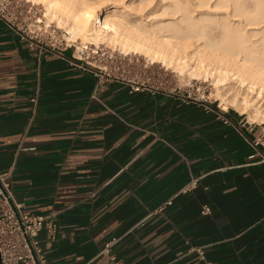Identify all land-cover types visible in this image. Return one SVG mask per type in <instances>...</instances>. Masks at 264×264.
<instances>
[{"label":"crops","instance_id":"1","mask_svg":"<svg viewBox=\"0 0 264 264\" xmlns=\"http://www.w3.org/2000/svg\"><path fill=\"white\" fill-rule=\"evenodd\" d=\"M131 87L0 19V174L46 264H264V128Z\"/></svg>","mask_w":264,"mask_h":264},{"label":"bare ground","instance_id":"2","mask_svg":"<svg viewBox=\"0 0 264 264\" xmlns=\"http://www.w3.org/2000/svg\"><path fill=\"white\" fill-rule=\"evenodd\" d=\"M30 1L42 6L47 23L65 32L76 54L87 44L118 42L123 53L163 66L177 61L183 69L188 61L192 76L199 69L211 72L222 110L230 107L264 124V0H193L195 7L224 9L218 17L217 12L194 15L188 0H171L166 7L161 4L166 18L158 20L150 18L155 12L139 15L154 0H129L122 9V0ZM247 30L260 34L257 42Z\"/></svg>","mask_w":264,"mask_h":264},{"label":"rangeland","instance_id":"3","mask_svg":"<svg viewBox=\"0 0 264 264\" xmlns=\"http://www.w3.org/2000/svg\"><path fill=\"white\" fill-rule=\"evenodd\" d=\"M21 1L25 5H27V9H29V14L24 19V23L26 25H29L30 30H36V32L38 31L39 34L43 36V40L48 44H55L57 46L66 47L68 48V50H71V52L74 53L78 58L84 57L83 55H80L81 52H90L91 49L93 51L97 50L99 56L102 53H105V59L101 60L100 62L111 67V70H114L115 66H120V74L122 75L121 78H124V80L137 82L138 84L142 85L143 88H152L157 91H171L176 95H181L186 100L204 102L215 108L221 109L220 102H218L217 100L218 95L220 94V90H218V87H216L212 82L213 80L210 75L211 72L209 73V71L199 69L197 71V75L192 76L188 69V61L187 63L185 61L186 64L184 63L183 69H181L179 65L180 62L177 61H175V63L174 61L170 63L171 66H163V64L161 63H152L143 56L123 53L119 49L120 47L118 42H115L114 44L109 43L98 46L87 44L85 48H82L81 51L76 54V50L74 47L75 44L70 43L66 40L65 32H63V30H61L55 22H46L47 19L43 17L44 10L41 5H34L30 0ZM168 2L170 3L171 0H154L148 7L143 8L139 15H147L155 12L154 15L150 17L151 19H165L166 17L164 16V12L166 10L165 7L169 4ZM188 2L193 11H195L194 15H196L197 12L201 11H204L208 14L217 12L218 17L223 16V13L225 12L224 9L215 11L209 10L207 9V7H195L196 2L193 0H188ZM212 3L213 2L211 1L210 4ZM128 4L129 0H122V3L120 2V9L126 8ZM161 4L163 6H166L162 7ZM127 10L129 11V8ZM130 13L132 12L130 11ZM39 20L40 22H38ZM130 20L134 22L136 21V17L133 16ZM247 35L252 42H257L258 37L260 36V34H258V36H254L255 33L251 30H247ZM107 56H110V58ZM86 61L90 62L94 66L100 65V63H98V61L95 62L94 59H88ZM112 74L115 75L116 73ZM263 102L264 99L261 104ZM227 110L229 112H236V110L230 107H228ZM241 116L248 120L245 115ZM248 122L264 128L263 123H255L250 120H248Z\"/></svg>","mask_w":264,"mask_h":264},{"label":"built area","instance_id":"4","mask_svg":"<svg viewBox=\"0 0 264 264\" xmlns=\"http://www.w3.org/2000/svg\"><path fill=\"white\" fill-rule=\"evenodd\" d=\"M29 14V9L21 0H0V19L5 20L9 24L19 28L21 32L29 40H35L44 43L43 36L36 30H30L29 25L24 23V19ZM51 47L57 46L50 44ZM81 58L92 71L100 75L102 78H114L118 80H124L121 78L120 66H115L114 70H111L109 66L101 63V60L105 59L106 54L102 53L100 56L96 50V53L91 49L90 52H81ZM96 57V58H94ZM110 58V56H107ZM112 58V56H111ZM88 59H94L95 62L100 63L99 66H94ZM112 73H116L113 75ZM129 81V80H128ZM131 82V81H130ZM133 91H138L142 85L137 82H131ZM152 89V88H147ZM154 90V89H152ZM195 101V100H193ZM35 102V99H32ZM219 112L224 110L217 108ZM222 117V116H221ZM258 146L264 147V141L260 139L254 141L253 147L255 152L248 158L253 159L255 156L260 157V163H264V153L258 150ZM31 150V149H30ZM196 180L192 182L195 185ZM168 204H171L168 201ZM207 208L203 211L207 212ZM44 218L26 214L21 210V206L16 202L14 196L11 193L9 183L6 176L0 174V262L1 264H46L45 256L42 252L39 242V232L42 228ZM111 242L107 243L102 253L108 254ZM201 259H203V253L197 250ZM113 264H117L114 262Z\"/></svg>","mask_w":264,"mask_h":264},{"label":"water","instance_id":"5","mask_svg":"<svg viewBox=\"0 0 264 264\" xmlns=\"http://www.w3.org/2000/svg\"><path fill=\"white\" fill-rule=\"evenodd\" d=\"M0 264H1V262H0Z\"/></svg>","mask_w":264,"mask_h":264}]
</instances>
